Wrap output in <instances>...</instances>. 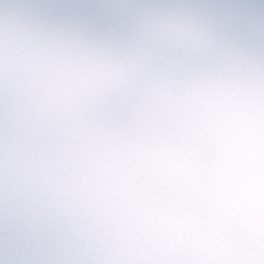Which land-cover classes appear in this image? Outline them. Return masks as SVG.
Masks as SVG:
<instances>
[{
  "label": "water",
  "instance_id": "water-1",
  "mask_svg": "<svg viewBox=\"0 0 264 264\" xmlns=\"http://www.w3.org/2000/svg\"><path fill=\"white\" fill-rule=\"evenodd\" d=\"M0 264H264V0H0Z\"/></svg>",
  "mask_w": 264,
  "mask_h": 264
}]
</instances>
